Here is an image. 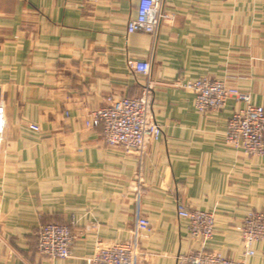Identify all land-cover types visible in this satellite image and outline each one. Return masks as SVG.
<instances>
[{"label":"crops","instance_id":"crops-1","mask_svg":"<svg viewBox=\"0 0 264 264\" xmlns=\"http://www.w3.org/2000/svg\"><path fill=\"white\" fill-rule=\"evenodd\" d=\"M140 0H0V264H87L98 240L127 241L136 215L132 184L140 170V212L151 222L138 264H178L199 247L240 259L243 218L264 210V154L225 141L245 103L199 112L183 83L221 79L264 106V0H164L158 33H127ZM151 62L152 113L163 128L140 159L107 144L85 119L107 95L134 96L143 78L130 66ZM140 82V83H139ZM69 112V115L66 113ZM35 123L40 131L29 127ZM216 217L212 239L191 235L178 205ZM68 224L72 255L37 250L42 224ZM249 264H264V241Z\"/></svg>","mask_w":264,"mask_h":264},{"label":"built area","instance_id":"built-area-1","mask_svg":"<svg viewBox=\"0 0 264 264\" xmlns=\"http://www.w3.org/2000/svg\"><path fill=\"white\" fill-rule=\"evenodd\" d=\"M173 18L164 10V0H140L137 16L127 23V33L144 32L155 36L163 19ZM134 71L143 78L140 92L134 96L115 97L109 94L103 105L90 111L85 119L88 128H102L104 141L121 147L125 153L136 155L142 161L147 154L149 143L157 141L163 128L152 113V102L156 82L151 78V62L146 59L130 62ZM195 95L197 111H215L225 107L231 97L245 103L229 118L225 141L249 155L264 154V106L252 102L249 92L228 86L225 81L198 77L182 84ZM69 115V112L66 113ZM8 121L6 103L0 98V144L4 141ZM29 127L40 131V126L32 123ZM143 177L140 170L132 184L136 203V215L130 239L127 241L98 240L94 252L87 257V264H138L144 257L140 240L151 230L150 220L140 212V195ZM180 217L188 220L191 235L204 242L213 238L216 217L213 212L178 205ZM241 234L244 243V256L240 259L228 257L221 252L199 247L181 253L178 264H249L247 258L254 255V244L264 241V210L252 211L242 220ZM37 250L49 258H67L72 255V245L77 234L68 225L59 222L42 224L37 234ZM2 237L0 236V244Z\"/></svg>","mask_w":264,"mask_h":264},{"label":"rangeland","instance_id":"rangeland-1","mask_svg":"<svg viewBox=\"0 0 264 264\" xmlns=\"http://www.w3.org/2000/svg\"><path fill=\"white\" fill-rule=\"evenodd\" d=\"M218 80H221V79H218ZM223 81H224V80H223ZM4 100H5V99H4ZM4 140H5V135H4ZM3 142H4V141H3ZM3 142H2V143H3ZM0 146H1V144H0ZM0 236H1V235H0ZM1 237H2V236H1Z\"/></svg>","mask_w":264,"mask_h":264},{"label":"water","instance_id":"water-1","mask_svg":"<svg viewBox=\"0 0 264 264\" xmlns=\"http://www.w3.org/2000/svg\"><path fill=\"white\" fill-rule=\"evenodd\" d=\"M1 96V95H0Z\"/></svg>","mask_w":264,"mask_h":264}]
</instances>
